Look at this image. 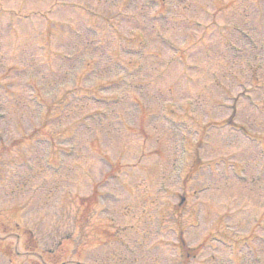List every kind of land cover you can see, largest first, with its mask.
<instances>
[{
	"label": "rangeland",
	"instance_id": "obj_1",
	"mask_svg": "<svg viewBox=\"0 0 264 264\" xmlns=\"http://www.w3.org/2000/svg\"><path fill=\"white\" fill-rule=\"evenodd\" d=\"M150 1L61 0L63 24L48 40L46 18L34 14L53 0H0V147L23 144L0 163V264H178L177 232L197 253L188 264H253L254 248L264 264V0L215 19L230 0ZM235 27L257 45L242 52L260 70L232 58ZM93 82L96 105L61 102L56 125L43 119L45 104ZM32 92L43 106L27 102ZM55 131L65 140L39 142ZM45 221L51 229L37 230ZM221 232L246 248L213 245ZM67 236L60 251L47 247ZM27 247L39 258H23Z\"/></svg>",
	"mask_w": 264,
	"mask_h": 264
}]
</instances>
